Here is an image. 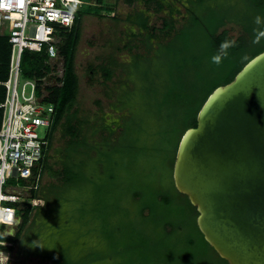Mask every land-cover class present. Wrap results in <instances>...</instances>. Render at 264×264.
Listing matches in <instances>:
<instances>
[{"label":"trees","instance_id":"1","mask_svg":"<svg viewBox=\"0 0 264 264\" xmlns=\"http://www.w3.org/2000/svg\"><path fill=\"white\" fill-rule=\"evenodd\" d=\"M141 1L147 8L125 17L139 27V32L129 34V41L139 37L140 44H126L132 55L123 65L126 75L116 99L121 114L95 122L93 134L103 133L97 142L83 132L88 120L76 107L74 56L83 9L77 11L71 31H63L65 70L62 85L46 86L44 101L54 109L48 146L39 162L40 176L46 172L60 183L42 191L37 181L30 189L28 199L38 198L37 211L43 202L46 217L24 248L55 264H228L198 228L196 207L174 186L173 166L180 139L188 127L197 125L208 95L264 50V37L253 42L264 29V0H180L184 12L169 0ZM100 2L90 5L98 14L108 9ZM151 10L165 11L161 25L151 21ZM227 23L238 25L241 33L232 37L224 28ZM223 41L230 43L227 55L215 63L211 57ZM10 49L8 37L1 35L0 80L8 74ZM46 59L45 50H26L21 65L29 60L25 64L31 77L43 76L50 68ZM113 65L111 60L101 67L105 81L112 79ZM4 96L5 86L0 84V101ZM57 130L66 144L51 153ZM57 163L60 168L55 169ZM38 168H33L31 179ZM23 172L27 175L29 170ZM19 203L16 214L21 221L13 235L3 233L0 241L11 244H0V249L12 251L17 242L20 248L25 229L37 215L36 211L32 218V203ZM19 248L15 253L24 254Z\"/></svg>","mask_w":264,"mask_h":264},{"label":"water","instance_id":"2","mask_svg":"<svg viewBox=\"0 0 264 264\" xmlns=\"http://www.w3.org/2000/svg\"><path fill=\"white\" fill-rule=\"evenodd\" d=\"M172 176L220 257L264 264V50L208 95L180 139Z\"/></svg>","mask_w":264,"mask_h":264},{"label":"rangeland","instance_id":"3","mask_svg":"<svg viewBox=\"0 0 264 264\" xmlns=\"http://www.w3.org/2000/svg\"><path fill=\"white\" fill-rule=\"evenodd\" d=\"M84 3L78 9H83L85 12L83 14L81 23H80V37L76 45V51L74 56V67L75 72L78 76V96L76 101V107L78 113L82 118L88 120L83 129V132L88 134L89 140L97 142L102 138L103 133L98 132L93 134V125L95 122L104 119V121H110L117 119L120 116V112H117L116 102L117 96H119V90L121 89L123 80L125 78L126 72L124 69L125 63L131 60V51L127 48L126 44H140V38L136 37L129 41V34L132 32H139V27L128 22L125 17L127 14L133 12L135 9H146L147 6L141 1L134 0H103L108 9H102L100 14L96 13L98 9L95 6L101 3L100 0H83ZM176 7L181 8L184 12V7L180 0H169ZM86 5V6H84ZM89 7V9H87ZM152 20L158 26L161 25L162 18L165 14V11H161L158 14H154L153 10ZM74 24V22H73ZM63 26L58 27L55 32V42L57 47V54L55 57L50 58L49 66L50 68L46 72V79L43 80L42 85H62V77L64 75L65 64H64V55L61 52V47L64 45L66 32L71 31L73 26ZM67 27V28H64ZM227 29L232 37H237L241 33V29L238 25L234 23H227L224 26ZM62 30V31H61ZM143 51L142 48L138 49ZM31 53V52H30ZM31 56V55H30ZM113 61L114 75L111 80L105 81L102 75L101 67L104 64H109L110 61ZM26 63L29 60H25ZM22 63L23 71L19 76V90H21L22 84L25 80L31 79V75L28 73L30 68L27 67V64ZM112 63V62H111ZM29 65V64H28ZM30 85H26V91L29 92ZM49 91L47 90V93ZM46 93V92H45ZM48 127L40 126L38 132L40 135H43L47 132ZM51 130V127H50ZM54 138L53 147L51 153L55 152V149L62 148L66 144V138L62 136V131L57 130ZM55 158H51L50 162H55ZM58 161V160H57ZM55 169L60 168V163L54 165ZM33 179H35L33 177ZM30 177L27 179L19 177H11L8 179L7 183L4 185L3 192L4 194H10L12 192L19 191V201L18 203L3 202L4 205H12L17 208V214H19V202L23 203H32L34 210L32 211V218L35 214L36 206L38 204V198L29 200L31 197L30 189H28L25 183L30 182ZM38 183L41 185V190L45 191L49 189V185L52 183L59 184L55 177L48 175L46 172L39 177ZM30 184H33L32 181ZM39 185V186H40ZM41 202V210L37 211L32 223L24 231L23 245H20L19 242L14 244V250H12V255L14 256L16 250L24 249L25 253L21 255V258L18 260L17 256L15 257V263L18 264H51L49 261H42L38 256H31V253L28 252L27 248L25 249V243L30 242L29 236L34 232L39 230L40 224L45 220V205ZM24 204V203H23ZM22 205V204H21ZM40 206V205H39ZM38 209V208H37ZM18 217V216H17ZM19 223L14 224L10 227H5L0 225V239H5L3 233H15L18 228ZM35 238V237H34ZM48 241V239L43 240V245ZM1 248V247H0Z\"/></svg>","mask_w":264,"mask_h":264},{"label":"built area","instance_id":"4","mask_svg":"<svg viewBox=\"0 0 264 264\" xmlns=\"http://www.w3.org/2000/svg\"><path fill=\"white\" fill-rule=\"evenodd\" d=\"M83 3V0H0V36L8 37L11 48L7 77L0 80L5 86V96L0 101L3 109L0 124V225L5 227L17 224L18 217L16 208L3 202L19 201L20 193L4 194V185L13 176H33V168L39 167L34 176L35 183L27 188L37 187L39 162L48 146L54 109L52 104L44 101L48 94L46 85H42L45 74L25 80L19 90L22 56L26 50H45L46 63L49 64L50 58L57 54L54 31L72 25ZM26 85H30L29 92ZM42 125L48 129L40 135L38 129ZM25 169L29 170L27 175L23 172ZM0 244L11 243L0 241ZM10 253L0 249V264H10Z\"/></svg>","mask_w":264,"mask_h":264},{"label":"clouds","instance_id":"5","mask_svg":"<svg viewBox=\"0 0 264 264\" xmlns=\"http://www.w3.org/2000/svg\"><path fill=\"white\" fill-rule=\"evenodd\" d=\"M255 23H256L257 25H259V24L262 23L261 17H260L259 15H257V16L255 17ZM54 33H55V31H54ZM261 37H264V29H261V30L258 31V33H257V35L255 36L253 42H254V43L257 42ZM229 46H230V43H229L228 41H223V42H221L220 47H219V52H218V54H215V55H213V56L211 57L212 61L215 62V63H219L220 60H221V56H222V55H227L226 49H227ZM36 52H39V51H36ZM10 252L12 253V251H10ZM11 253L9 254V256H10L11 258L8 259V263L11 262V259H12V256H13Z\"/></svg>","mask_w":264,"mask_h":264},{"label":"crops","instance_id":"6","mask_svg":"<svg viewBox=\"0 0 264 264\" xmlns=\"http://www.w3.org/2000/svg\"><path fill=\"white\" fill-rule=\"evenodd\" d=\"M10 234H11V233H10ZM15 255L17 256V258L19 257V258H18V260H19V259L21 258V255H22V254H15ZM15 255L12 256V259H11L10 264H18V263H15V257H16Z\"/></svg>","mask_w":264,"mask_h":264},{"label":"flooded vegetation","instance_id":"7","mask_svg":"<svg viewBox=\"0 0 264 264\" xmlns=\"http://www.w3.org/2000/svg\"><path fill=\"white\" fill-rule=\"evenodd\" d=\"M31 256H34V255H31ZM40 260L42 261H49L51 264H55L53 261H51L50 259H45V258H41L39 257Z\"/></svg>","mask_w":264,"mask_h":264},{"label":"bare ground","instance_id":"8","mask_svg":"<svg viewBox=\"0 0 264 264\" xmlns=\"http://www.w3.org/2000/svg\"><path fill=\"white\" fill-rule=\"evenodd\" d=\"M14 15H17V14H14Z\"/></svg>","mask_w":264,"mask_h":264}]
</instances>
